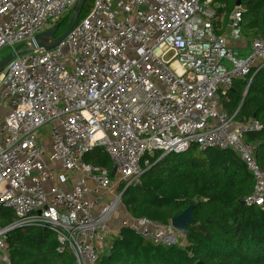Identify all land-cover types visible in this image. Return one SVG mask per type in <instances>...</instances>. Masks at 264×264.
Wrapping results in <instances>:
<instances>
[{"label": "built area", "instance_id": "obj_1", "mask_svg": "<svg viewBox=\"0 0 264 264\" xmlns=\"http://www.w3.org/2000/svg\"><path fill=\"white\" fill-rule=\"evenodd\" d=\"M76 1L0 0V51L31 46ZM216 19L211 0H94L56 47L16 55L2 68L0 207L16 221L0 226V264H11L7 235L21 226L53 231L57 251L69 249L76 264H100L97 243L122 204L119 186L140 183L155 151L232 149L254 179L244 202L264 209V171L244 137L262 123L237 122L222 101L236 78L264 68V36L238 57L215 33ZM228 30L242 36L241 7ZM95 147L116 166L114 180L86 162ZM122 225L157 245L177 242L171 221L129 216Z\"/></svg>", "mask_w": 264, "mask_h": 264}, {"label": "trees", "instance_id": "obj_2", "mask_svg": "<svg viewBox=\"0 0 264 264\" xmlns=\"http://www.w3.org/2000/svg\"><path fill=\"white\" fill-rule=\"evenodd\" d=\"M93 1L83 0L79 19L91 10ZM237 2L243 27L264 36V0H211L217 14L215 33L221 34L219 15L228 18ZM70 13L60 21L57 36L66 29ZM222 101L237 122L255 117L262 123L261 129L247 131L244 137L256 144L255 157L264 171V68L236 78ZM194 149L198 155L192 157L184 152L161 157L163 152L155 151L140 183L125 189L119 186L122 204L133 218L167 224L193 204L195 221L187 225L186 243L157 245L122 225L100 264H264V209L243 200L253 190L251 173L232 149L191 146L185 153ZM85 160L113 169L101 147L88 152ZM15 221L13 212L0 207V226ZM7 243L11 264H76L69 249L57 251L60 243L47 228L16 227L8 233Z\"/></svg>", "mask_w": 264, "mask_h": 264}, {"label": "water", "instance_id": "obj_3", "mask_svg": "<svg viewBox=\"0 0 264 264\" xmlns=\"http://www.w3.org/2000/svg\"><path fill=\"white\" fill-rule=\"evenodd\" d=\"M83 6V0H77L72 14L69 20V23L64 30V32L57 36V31L60 27V24H57L54 28H48L36 34L31 40V46H26V43H21L15 47V49L7 56L0 60V72L2 68L12 59L16 57V55H20L22 53L28 52L33 49H40L43 48L45 50H51L56 47L60 42L65 39V37L70 33L76 22L80 17V11ZM237 6H240V2H237ZM251 79L247 80L248 85L250 84ZM170 153L165 154L163 157L167 156ZM116 173V166H113L111 171V176L114 177ZM193 204H190L185 210H183L177 216H174L171 219L172 225L180 232L184 233L185 235L188 234L187 225L195 221V218L192 214ZM174 243V241H172ZM197 264H204L202 261L197 262Z\"/></svg>", "mask_w": 264, "mask_h": 264}, {"label": "crops", "instance_id": "obj_4", "mask_svg": "<svg viewBox=\"0 0 264 264\" xmlns=\"http://www.w3.org/2000/svg\"><path fill=\"white\" fill-rule=\"evenodd\" d=\"M237 7H240V6L236 5V8ZM232 13L230 14V16L232 15ZM230 16L228 18H225L224 15H219V21L221 22V24L217 28V31H220L221 34H225L227 36V46L233 50L236 56L245 57L250 52L251 42L255 36L254 35L255 33L253 30L243 27V34L240 38H234L230 36V34L228 33L229 32L228 24L230 22ZM225 63L230 65L227 61H225ZM118 209H119V215H116V216L114 215L110 218L108 222V229H107V232L104 238L97 243V246L100 249L101 255L106 253V252H103V250L106 247L105 245H107L106 244L107 241H110L111 235H117L119 228L122 226L123 220L130 216L123 204H121L120 208ZM126 215L128 216L126 217ZM176 237H177L176 239H177L178 245L183 246L186 243V235L184 233L179 231Z\"/></svg>", "mask_w": 264, "mask_h": 264}, {"label": "rangeland", "instance_id": "obj_5", "mask_svg": "<svg viewBox=\"0 0 264 264\" xmlns=\"http://www.w3.org/2000/svg\"><path fill=\"white\" fill-rule=\"evenodd\" d=\"M86 6H87V4H86ZM82 9H83V7H82ZM82 9H81V11H82ZM71 14H72V12L70 13V17H71ZM70 17H69V19H70ZM59 31V30H58ZM11 51H12V49L10 48V47H5V48H3L1 51H0V60L2 59V58H4L5 56H7V55H9L10 53H11ZM49 126H46V127H43L41 130H40V133H41V135H42V137H48V131H49ZM187 154V155H186ZM184 155H186L187 157H192V156H196V155H198V151L197 150H192L191 152H189V153H185L184 152ZM112 179L114 180V178L112 177ZM118 208H120V205H119V207ZM116 216V215H119V209L118 210H116L115 212H114V214H113V216ZM128 215H126V217H127ZM128 218V217H127ZM115 235H111V238H110V241L112 240V238L114 237ZM110 241H107V245H105L106 247L104 248V250H103V252H107V250L109 249V245H110ZM177 243V242H176ZM180 243V242H179ZM183 244V243H182Z\"/></svg>", "mask_w": 264, "mask_h": 264}]
</instances>
